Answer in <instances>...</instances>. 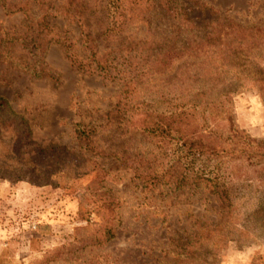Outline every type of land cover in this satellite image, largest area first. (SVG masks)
Instances as JSON below:
<instances>
[{
  "label": "rangeland",
  "instance_id": "obj_1",
  "mask_svg": "<svg viewBox=\"0 0 264 264\" xmlns=\"http://www.w3.org/2000/svg\"><path fill=\"white\" fill-rule=\"evenodd\" d=\"M176 2L192 10L202 32L222 13L250 26L264 20V0ZM25 19L23 12L8 15L0 4V35L24 32ZM49 20L58 34L75 38L82 56L78 22ZM86 20L98 39V16ZM134 21L114 44L97 42L112 53L108 75L87 73L61 44H53L41 65L44 76L36 77L35 59L20 43L0 48V97L17 115L0 122V264H264L260 86L248 79L234 83L244 90L229 106L236 133L225 137L224 160L231 164L221 168L235 194L233 207L224 212L209 194L170 188L181 152L131 128L148 126L144 113L150 106L164 112L175 104L172 92L163 91L187 86L182 74L197 65L189 55L175 56L181 51L159 56L176 41L177 21L164 10L153 11L144 23ZM130 75L137 76L128 87L133 110L124 115L117 105L125 97L122 79ZM18 119L28 123L30 140L15 132ZM221 119L224 133L231 122ZM78 129L91 132V139L78 137ZM96 164L106 167L99 179L92 173Z\"/></svg>",
  "mask_w": 264,
  "mask_h": 264
},
{
  "label": "trees",
  "instance_id": "obj_2",
  "mask_svg": "<svg viewBox=\"0 0 264 264\" xmlns=\"http://www.w3.org/2000/svg\"><path fill=\"white\" fill-rule=\"evenodd\" d=\"M0 4L8 15L23 12L27 27L22 33L0 35V48L14 42L20 43L35 59L36 77L44 76L45 70L41 65L53 44H61L74 64L87 73L108 75L107 67L112 53L102 52L97 42L114 44L129 26L136 25L135 19L144 23L143 19L157 9L164 10L171 20H176L175 44L167 47L168 51L159 52V56L166 57L170 51H175V54H179L176 51H181L180 55L175 56L189 55L195 59L191 65L197 66L182 74L181 82L189 85L182 84L173 91H163L165 95L172 92L175 104H171L164 112L151 106L147 111L144 109V114L149 117L148 126H132L131 131L157 137L166 147L172 143L181 152L182 161L175 167L172 173L174 176L168 180L170 188L191 189L198 196L209 194L217 198L215 202L224 212L233 207L235 194L225 183V174L221 171L223 165L231 164L224 160L228 152L225 137L236 131L229 106L233 95L244 90L243 86L234 84L239 79H248L256 86L259 85V92L264 98V20L260 19L257 25L250 26L243 20L222 13L209 22V31L202 32L204 26H199L192 17V10L187 11L176 0H0ZM90 14L97 15L100 20L98 39L93 36L92 27L86 20ZM52 17L78 22L81 49L84 50L82 56L77 53L75 38L58 34L54 26H51L49 18ZM196 60H199L198 63ZM242 69L244 73L251 71V74H241L245 76L241 77ZM136 77L130 75L122 79L125 97L122 96L117 105V112L120 114L125 115L133 110L129 108L131 92L128 87H131ZM16 116L9 102L0 97L1 124L6 125V122L12 121ZM221 117L231 122L224 133H221L223 131L219 127ZM17 121L15 132L30 140L31 129L28 123L23 119ZM14 124L9 125V128ZM78 132V137H85V142L91 139V132L88 134V131L81 129ZM234 168L232 164L231 173ZM262 170L264 171V167ZM93 172H97V179L101 177L99 172L107 173L104 164H96ZM163 178L160 176L155 180ZM262 181L264 184V177ZM220 224L222 220H218L216 227ZM108 233L111 234L112 231L109 230ZM198 237L199 233L193 238ZM233 241L239 243L238 240ZM188 247V243L181 246L182 249Z\"/></svg>",
  "mask_w": 264,
  "mask_h": 264
}]
</instances>
